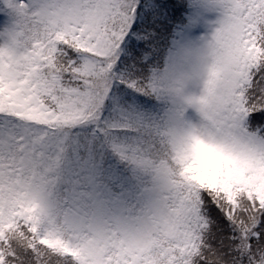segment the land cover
Masks as SVG:
<instances>
[{
  "label": "snow or ice",
  "instance_id": "obj_1",
  "mask_svg": "<svg viewBox=\"0 0 264 264\" xmlns=\"http://www.w3.org/2000/svg\"><path fill=\"white\" fill-rule=\"evenodd\" d=\"M0 264H264V0H0Z\"/></svg>",
  "mask_w": 264,
  "mask_h": 264
}]
</instances>
